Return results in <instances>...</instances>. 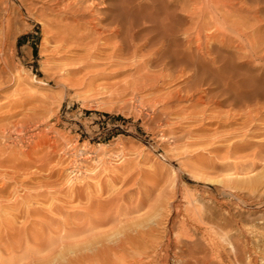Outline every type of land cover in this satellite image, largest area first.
I'll return each mask as SVG.
<instances>
[{
	"label": "rangeland",
	"instance_id": "rangeland-1",
	"mask_svg": "<svg viewBox=\"0 0 264 264\" xmlns=\"http://www.w3.org/2000/svg\"><path fill=\"white\" fill-rule=\"evenodd\" d=\"M3 1L0 23L12 20L6 30L0 24V215L6 217L3 221L0 216V257L5 253L6 262L19 261L25 254H10V243L53 232L57 246L65 231L102 221L98 229L69 238L76 253L66 257L94 254L86 248L88 240L95 246L100 240L98 247L108 246L98 258L108 257L105 264H179L174 234L182 231L175 225L180 217L176 210L191 199L230 224L210 222L197 237L221 239L227 229L228 264H264V231L251 235L243 226L264 217V201L246 198V181L264 174V98L236 102L226 80L204 84L192 66L177 72L148 62L163 45L166 11L180 15V40L187 49L186 29L194 36L198 28L191 16L212 10L215 14L203 20L210 25L202 43L218 46L222 36L230 37L220 54L229 61L228 68L263 79L264 60L250 55L264 54V0H220L233 9L224 23L223 7L216 9L208 0ZM68 3L86 15H68ZM194 9L197 14L192 15ZM122 11L129 17L113 22L114 13ZM133 13L148 15L153 22L139 17V28L131 32L126 26ZM142 25L148 32L139 33ZM116 26L121 31L113 33ZM193 40L194 52L201 40ZM207 63L215 69L220 64ZM255 107L258 119L250 127L245 121ZM235 142L240 145L233 148ZM223 180L237 182V188L229 185L245 195L244 203L218 195ZM52 201L56 209H50ZM29 203L39 212L17 217V210ZM119 242L124 246L114 247ZM47 253L52 259L44 256L46 264H62L66 258L57 251ZM25 260L16 264H45Z\"/></svg>",
	"mask_w": 264,
	"mask_h": 264
},
{
	"label": "bare ground",
	"instance_id": "bare-ground-1",
	"mask_svg": "<svg viewBox=\"0 0 264 264\" xmlns=\"http://www.w3.org/2000/svg\"><path fill=\"white\" fill-rule=\"evenodd\" d=\"M93 1V0H92ZM178 0H169V3L173 4V3H176ZM210 1L211 3H213L215 6L216 9L218 8H222L224 9V13L221 14V19L222 20V23L226 22L228 16L231 15V13H233V9L230 7V8H226L225 4H222V2L220 0H208ZM78 2L82 3L83 0H79ZM224 2V1H223ZM226 3V2H225ZM4 4V1L3 0H0V8L3 6ZM72 3H68V5H66V13L70 16H73L74 18H81L83 14H81L78 10H76L75 7L73 6H70ZM77 4V3H76ZM212 4V5H213ZM6 5V4H5ZM79 5V4H78ZM119 5V3H118ZM117 5V6H118ZM231 6V4H229ZM175 6V5H174ZM225 6V7H224ZM168 7V6H167ZM75 8V9H73ZM194 8V7H193ZM196 8V6H195ZM209 8V7H207ZM2 9V8H1ZM69 9V11H68ZM202 9V8H201ZM212 9V8H210ZM230 9V10H229ZM235 9V8H234ZM6 10V9H5ZM178 10V9H177ZM78 11V12H77ZM134 11V10H133ZM201 11V10H200ZM199 11V12H200ZM236 11V9H235ZM135 12V11H134ZM177 11H175V13L171 14L169 13L168 11H166V15L163 19V22L161 27L163 30V33H162V37L164 38L162 40L163 42V45L161 47H159L155 52H157V55L158 56H153L154 54H152L149 59H148V62L149 61H157L158 62V65H161L163 67H168V68H174L177 72H180L183 70V67L186 66V67H190L192 66L191 68H193L194 72H195V75H196V78L200 80V82L202 83H208L210 82L211 80L215 81L216 79H222V81H227V90H228V94L229 96L231 97V99L233 101H236V102H247V101H259L260 99H263L264 98V78L263 79H257V76H253V75H250V74H242V73H237V72H234L233 70H230L228 68V63L229 61L226 60V57L225 56H221L223 55L221 53V51H224L225 48H228L227 46L229 45L228 43L232 40L230 37H227V36H222V40H220V44L217 46L215 43H211L210 41L206 40V43H202V35H203V32L205 29H207L210 25V23L207 21H203L204 18L206 16H208L209 14L208 13H213L212 10H203L202 12H200V14L196 13L197 11H192V15L193 13L195 12L198 16L195 17L194 15L191 16L192 20H196L197 18V23L195 21L196 24L198 25H195V27L197 26V32L193 33L195 34L194 36H192L191 32L190 33H187L189 32V29H186L187 32L185 31L187 35V37H189L190 39L188 40L189 41V45H188V48L187 49H182V43H181V37H180V33L182 32V29L179 27V22H178V17L180 16L178 13H176ZM137 13V12H136ZM136 13H133V17L134 20L129 19V20H132V22H127L128 24L131 23V25L129 26H126V28L128 30H130L131 28V32H133L132 30L134 28H136V26H138L137 28H139L140 24L139 22L136 23L137 21V18H138V21H139V17H143L144 15L142 14L141 16L137 17V14ZM114 21L113 22H119L120 19H123L124 16L126 15L125 12H118V13H114ZM125 14V15H124ZM195 14V15H196ZM215 12L212 14L214 15ZM10 15V14H9ZM86 15V14H85ZM146 15V14H145ZM191 15V14H190ZM211 15V14H210ZM211 15V16H212ZM128 16V15H127ZM125 16V17H127ZM129 17V16H128ZM145 17V20L146 21H149V20H153V18L149 17L148 15L144 16ZM144 17L140 20H142L143 22L144 21ZM173 17V18H172ZM190 18V19H191ZM2 19V18H1ZM162 19V18H161ZM3 20V19H2ZM11 20L12 19H8L6 23L3 24L2 22V29L6 30L7 27H9L10 23H11ZM156 20V19H155ZM6 21V20H4ZM150 21V22H151ZM125 22V21H124ZM141 22V21H140ZM149 22V23H150ZM153 22V21H152ZM121 23V22H120ZM148 23V22H147ZM145 23V24H147ZM194 23V24H195ZM126 24V22L124 23ZM127 24V25H128ZM0 25V26H1ZM118 25V24H117ZM158 25V24H157ZM159 26V25H158ZM124 27V26H123ZM136 28V29H137ZM153 28V27H152ZM156 28V27H154ZM153 28V29H154ZM123 29V28H122ZM126 29V30H127ZM148 26H145V25H142V28H140L139 33L140 31H147L148 32ZM112 30V29H111ZM127 30V32H128ZM184 30V29H183ZM117 32H120L121 31V28L119 27H115V29L112 30L113 33H116ZM129 31V32H130ZM137 31V32H138ZM141 31V32H142ZM196 31V29H195ZM127 32H125L127 34ZM130 32V33H131ZM151 32H155V31H152ZM130 33H129V37H130ZM2 34V33H1ZM5 34V33H4ZM133 34V33H132ZM136 35V34H134ZM151 35V34H150ZM148 36V35H147ZM146 36V37H147ZM211 36H214V34L212 35H207V39L209 38H212ZM197 39V40H201V42H199V44L197 45V50L194 51L196 53H194L192 51V44H193V38ZM161 38V37H160ZM153 39V38H152ZM188 39V38H187ZM125 40V39H124ZM151 40V39H150ZM149 38H146V41L149 42L150 41ZM158 40V39H157ZM129 42V41H128ZM196 42V41H195ZM151 43V42H149ZM192 43V44H191ZM129 44V43H128ZM152 44V43H151ZM159 45V44H158ZM136 46V45H135ZM137 48V47H135ZM151 48V47H150ZM1 49V47H0ZM119 49H122V46H119ZM134 50V49H133ZM154 52V53H155ZM210 52H216V56L213 57V58H208L207 57V54L209 55ZM221 54V55H220ZM250 57L254 60L259 58L261 60H264V54L263 55H259L258 53H253L250 55ZM199 58H202L204 61H202L201 59ZM156 59V60H155ZM258 60V59H257ZM128 62V61H127ZM156 62V63H157ZM203 62H206V64H204ZM207 62H211V63H220L218 66H217V70L214 68V67H211L209 66V64ZM262 75H264V68H262ZM220 71H222L223 73H225V77H220ZM222 74V73H221ZM168 75V74H167ZM2 76V75H1ZM198 76V77H197ZM155 77V76H154ZM163 77V75H162ZM4 78V77H3ZM2 78V79H3ZM11 78V77H10ZM1 79V78H0ZM260 80V81H259ZM198 81V80H197ZM211 81V82H212ZM214 83V82H213ZM225 89V88H223ZM258 104V103H257ZM259 107H255L253 109H251L249 111V116L247 118V120L245 121V125H249L251 127V125H255V122H257L256 120L258 119L256 117V115L253 114V111H257ZM260 112V111H258ZM259 114V113H258ZM236 141V140H235ZM233 142V141H232ZM240 145L239 142H235V143H232L231 146L234 148L236 146ZM215 148V147H214ZM216 149H219V148H216ZM233 153V152H232ZM8 154V153H7ZM230 153L228 152V155ZM230 157V155H229ZM22 163V162H21ZM239 165V164H238ZM12 170V169H11ZM80 173V172H79ZM263 174V173H262ZM261 174V175H262ZM253 178H250L248 181H245L247 182L248 184V195L246 198H254L256 197L257 200L255 201H264V174L260 177H256L254 178V176H252ZM235 179V178H234ZM99 180V179H98ZM227 181V182H226ZM226 181H222V183H224V186L222 189H218V195H222V194H228V195H231V196H235V198L238 200V202H245L244 198H245V195H242L240 194L239 192H235L231 185H229L231 182L233 183L234 181L232 180H226ZM242 182V181H241ZM231 183V184H232ZM245 183V182H244ZM96 184V183H95ZM100 183H98L99 185ZM235 185V183H233ZM102 185V184H101ZM240 185V184H239ZM97 186V184L95 185ZM103 186V185H102ZM236 188L238 187L237 186V182H236ZM234 186V187H235ZM246 186V184H245ZM97 189V187H95ZM247 188V187H246ZM100 191H102V188L99 189ZM104 190V189H103ZM243 192V191H242ZM190 193V192H189ZM67 194V193H66ZM42 195V194H41ZM101 195V194H100ZM188 195V194H187ZM69 198L72 197V194L68 196ZM58 199V197H56ZM55 198V199H56ZM73 198V197H72ZM189 198V197H188ZM40 197H37L35 198L36 202L37 203H40ZM194 199V198H193ZM53 200V199H52ZM68 201V200H67ZM66 201V202H67ZM33 202V201H32ZM197 202V201H196ZM90 203V202H89ZM184 204V203H183ZM199 201H198V204L194 202V200H188V204L187 206L184 207V209H180L177 208L176 212L177 215L179 214L180 217H178L177 219V224L175 225H178V228L181 229L179 231H182V233L180 234H177L175 233L174 234V238H175V242H176V250H178V252L176 251V256L178 258V261H179V264H228V261L226 260V257L228 256V245L231 243V237L229 236V230L226 231L225 229V233L222 234L221 236V239H213V238H206L204 235H200L199 237H197L196 235L200 233V228L204 227L206 224L210 223V222H217L218 224L219 223H222L221 222V219L217 220L215 217H214V212L212 211H204L200 206H199ZM237 204V203H236ZM58 207L57 204H55V202L53 203V201L51 202V205H50V209H56ZM17 208V207H16ZM176 209V208H175ZM36 212H39V209L36 207V206H33V204L29 203L28 207H24V209H20V210H17V213L15 214L17 217H20V216H25V215H28V214H34ZM24 213H26L24 215ZM14 215V214H13ZM2 220L4 221V219L6 217H3L2 215H0ZM224 219V218H223ZM222 219V221H223ZM1 220V219H0ZM15 220V219H14ZM217 220V221H216ZM230 221V220H229ZM258 221V222H256ZM1 222V221H0ZM13 222V221H12ZM231 222V221H230ZM96 223V222H95ZM98 224H93V227L92 228H87V229H81V230H78L76 232H70V231H65L62 235L59 236V242L58 245L56 246L55 245V238L52 237V234L53 232H49L47 235L45 236H37L33 241L31 240H26L25 242H19V245H15L13 243H10V246L8 247L9 249V253L12 254L16 251H19V250H23L24 252V257H22L21 259H18L19 261H16L14 260V262H12L11 260L10 261H7L6 262V255H2L0 257V264H16L17 262H20L22 263L23 260H27V259H30V260H35L37 262H42L45 260V257H47L45 255L48 254L47 252H50L53 253L54 252H58L60 257H65L66 256H69V253H73L75 251L74 247L77 246L75 243H71L68 241L69 238H72L73 239V236L77 235L79 236L80 233L83 234V232H90L91 229L93 231V228L94 229H98V227H100L102 225V221H98L97 222ZM229 223V222H228ZM227 222H223L222 224H224V226H227V225H230L228 224ZM11 223H7V225H9ZM101 224V225H100ZM172 224V225H173ZM258 224V226H257ZM100 225V226H99ZM95 226L97 228H95ZM209 226V225H208ZM223 226V228H224ZM245 226V229L247 231V233L253 235L252 233H254L255 231H259V230H263L264 231V217H259L257 218V220L253 221L252 223H248L247 225H243ZM7 227V226H6ZM3 228V227H2ZM227 228H229V226H227ZM6 229V228H5ZM4 229V230H5ZM241 229V228H240ZM9 230V229H7ZM117 230V229H116ZM172 230V229H171ZM206 230V229H205ZM214 230V229H213ZM242 230V229H241ZM164 231V230H163ZM97 232V231H96ZM95 232V233H96ZM99 232V231H98ZM117 232V231H116ZM242 232V231H241ZM255 232V233H256ZM93 233V232H92ZM140 233V232H139ZM231 233V232H230ZM246 233V234H247ZM1 234V232H0ZM54 235H58V234H55L53 233ZM79 234V235H78ZM94 234V233H93ZM91 234V235H93ZM164 234H167L166 231L164 232ZM169 234V233H168ZM261 234V233H260ZM44 235V234H43ZM95 235V234H94ZM93 235V236H94ZM113 235V234H112ZM93 236L89 237V239H91ZM109 236V235H108ZM111 236V235H110ZM0 237H2L0 235ZM96 237V235H95ZM94 237V238H95ZM99 237V236H98ZM124 237V236H123ZM213 237V236H212ZM259 237V236H258ZM81 238V237H79ZM20 239V238H19ZM122 239V238H121ZM3 240V238L1 239ZM0 240V241H1ZM6 240V239H5ZM96 240V239H95ZM111 240V239H110ZM126 240V239H125ZM164 240V239H163ZM171 240V237H169V241ZM77 241V240H75ZM88 245H86V248L89 249V250H95L96 253H92L91 255L89 254H85V253H81L79 254L78 256H76L74 258L72 257H66L64 258V262H62V264H105L107 263V260H108V257L106 259H100L98 260V258L100 257V254H105L107 253V247H104V244H103V248L102 247H98V243H100V240L98 241L97 243V246H95V242H93L92 240H88ZM262 241V240H261ZM4 242V241H3ZM128 242V241H127ZM162 242V241H161ZM16 243V242H15ZM79 243V242H78ZM108 243V242H107ZM163 243V242H162ZM170 243V242H169ZM167 244L166 246V250L169 251L170 250V244ZM8 244V243H7ZM141 244V243H140ZM233 244V243H232ZM121 245H123L122 243H116L114 245V247L118 248V247H122ZM166 245V244H165ZM6 246V245H5ZM80 246V245H79ZM124 246V245H123ZM231 246V244H230ZM235 247V245H233ZM84 247V246H83ZM233 247V248H234ZM85 249V247H84ZM113 249V248H112ZM156 250H159V246H156L155 247ZM164 249V248H163ZM78 250V249H77ZM165 250V249H164ZM3 251H6L3 250ZM81 251V249H80ZM230 251V250H229ZM78 252V251H77ZM44 255H43V254ZM76 253V251H75ZM167 253V252H166ZM41 254L42 256L44 257H41ZM9 255V254H8ZM57 255V254H56ZM106 255V254H105ZM49 256V255H48ZM139 257V256H138ZM153 257H157V254H154ZM248 257V256H247ZM49 258V257H47ZM46 258V259H47ZM239 258V257H238ZM249 258V257H248ZM8 259V258H7ZM52 258H49V260H51ZM247 259V258H246ZM25 260V261H26ZM32 260V261H33ZM60 260V259H59ZM252 260V259H251ZM22 261V262H21ZM24 261V262H25ZM30 261V263L32 262ZM54 260H52L53 262ZM140 261V260H139ZM151 261V260H150ZM248 261V260H247ZM246 261V262H247ZM45 264H46V261H44ZM49 262V261H47ZM19 263V264H20ZM33 263V262H32ZM43 263V262H42ZM55 263V262H53ZM231 263V261H230ZM233 263V262H232ZM44 264V263H43ZM48 264V263H47ZM50 264V263H49ZM52 264V263H51ZM56 264V263H55ZM58 264V263H57ZM60 264V263H59ZM137 264V263H136ZM248 264V263H246ZM253 264V263H252Z\"/></svg>",
	"mask_w": 264,
	"mask_h": 264
}]
</instances>
